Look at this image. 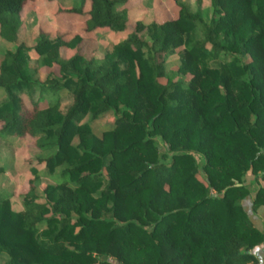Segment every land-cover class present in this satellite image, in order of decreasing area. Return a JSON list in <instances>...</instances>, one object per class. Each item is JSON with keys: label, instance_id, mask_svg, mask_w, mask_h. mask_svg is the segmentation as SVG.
I'll use <instances>...</instances> for the list:
<instances>
[{"label": "trees", "instance_id": "16d2710c", "mask_svg": "<svg viewBox=\"0 0 264 264\" xmlns=\"http://www.w3.org/2000/svg\"><path fill=\"white\" fill-rule=\"evenodd\" d=\"M27 1L0 0V39H16ZM125 1L72 0L70 14L88 6L80 33L0 53V138L29 139L43 166L21 209L0 195L2 264H255L264 231L243 201L264 223V0L178 4L131 30ZM103 28L128 31L97 56ZM107 112L97 136L84 118Z\"/></svg>", "mask_w": 264, "mask_h": 264}, {"label": "rangeland", "instance_id": "374dc122", "mask_svg": "<svg viewBox=\"0 0 264 264\" xmlns=\"http://www.w3.org/2000/svg\"><path fill=\"white\" fill-rule=\"evenodd\" d=\"M72 0H29L20 11L21 25L17 30L16 39L13 42H7L0 39V53L5 50H11L18 44L26 47H32L40 31L48 33L51 37L56 34L68 35L80 33L82 26L79 27L80 21L85 18L87 4L84 5L80 15L70 14L67 9L70 7ZM178 4L185 5L190 11H197L201 14H209L207 0H126L123 5L127 17L128 30L133 29L134 23L140 21L147 24L151 21L163 22L164 20L174 18L178 9ZM127 30V31H128ZM113 32L105 28L99 29L95 36V41L91 45H97L96 55L101 56L110 43H117L126 35V32ZM142 37L147 39L143 34ZM95 43V44H94ZM180 47L175 48L172 53L168 54L165 59L167 70L175 69L178 64L177 51ZM30 61L35 58L32 51L27 52ZM65 56L70 51L63 53ZM19 96L26 104L29 98L36 99L37 89L33 88L30 92L27 89L21 91ZM2 92L0 91V98ZM43 105V103L41 102ZM114 115L111 112L103 114L100 119L91 121L88 116L84 121L88 122L91 131L95 135H100L101 130L108 126ZM75 142V140H74ZM37 150L27 138H0V195L6 197L10 207L15 210L21 209V195L29 188V179L32 174L31 167L37 170L41 169L42 164L36 160ZM199 176V175H198ZM251 175L246 174L244 179L248 181ZM54 177H40L35 181V192L42 197V189L45 184L52 183ZM259 183L261 181L259 180ZM255 186V184H252ZM253 194V191H251ZM245 209L250 217H255V213L261 215V208L255 213L250 210V198L244 201ZM4 256L0 255V264ZM113 264H117L113 262Z\"/></svg>", "mask_w": 264, "mask_h": 264}, {"label": "crops", "instance_id": "0c3cea01", "mask_svg": "<svg viewBox=\"0 0 264 264\" xmlns=\"http://www.w3.org/2000/svg\"><path fill=\"white\" fill-rule=\"evenodd\" d=\"M121 8H123V5L121 6ZM176 15H177V11H176ZM176 15H175V17H176ZM171 19H173V18H171ZM78 26L79 27H81V26L83 27V24H82L81 21L78 24ZM106 30H108V29H106ZM98 32H99V30L94 31V32L89 34V38L92 40V42L95 41V36L94 35L98 34ZM94 47L97 49V45H95ZM254 216L255 217H250L253 225L257 229H259L261 231H264V223L262 221L261 215L259 213H255ZM252 251H253L254 256L256 257V263L255 264H264V240H263L262 243H260L259 245L255 246Z\"/></svg>", "mask_w": 264, "mask_h": 264}]
</instances>
